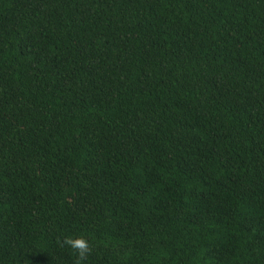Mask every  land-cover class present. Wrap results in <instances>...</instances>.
Wrapping results in <instances>:
<instances>
[{"label":"trees","instance_id":"1","mask_svg":"<svg viewBox=\"0 0 264 264\" xmlns=\"http://www.w3.org/2000/svg\"><path fill=\"white\" fill-rule=\"evenodd\" d=\"M264 264V0H0V264Z\"/></svg>","mask_w":264,"mask_h":264},{"label":"clouds","instance_id":"2","mask_svg":"<svg viewBox=\"0 0 264 264\" xmlns=\"http://www.w3.org/2000/svg\"><path fill=\"white\" fill-rule=\"evenodd\" d=\"M65 245L75 250L77 258L74 264H81L92 251L88 240L83 236H65L61 241V246Z\"/></svg>","mask_w":264,"mask_h":264}]
</instances>
